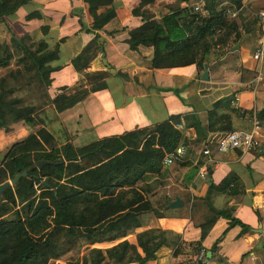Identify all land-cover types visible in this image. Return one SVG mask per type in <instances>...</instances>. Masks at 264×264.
Masks as SVG:
<instances>
[{
	"label": "trees",
	"instance_id": "obj_1",
	"mask_svg": "<svg viewBox=\"0 0 264 264\" xmlns=\"http://www.w3.org/2000/svg\"><path fill=\"white\" fill-rule=\"evenodd\" d=\"M82 1L92 19L90 29L85 30L87 33L100 30L114 17L112 8H107L112 0ZM241 1L227 0L224 6H220V0H203L197 12L190 5L179 7L178 2L187 3L188 0H176L177 3L169 6L167 13L158 19H153L144 9V4H139L130 13L141 24L129 31L125 44L130 51H136L137 46L151 47L152 69L193 65L198 71H203V64L212 50L229 48V43L239 38V14L230 18L227 10L233 13L240 8ZM26 2L0 0V24L2 17L13 15ZM98 8L107 9L98 14ZM5 31L9 33L6 28ZM9 37L8 45L0 43V68H6L15 59L21 71L10 74L12 79L21 77V72L28 73L29 79L47 91L49 75L53 71L47 64L55 59L57 46L47 50L43 42L28 45L25 38ZM101 52L94 37L70 64L76 73H83L88 63ZM114 76L120 80L126 78L118 72ZM83 78L87 88L80 86L68 94L65 88L54 91L47 104L55 113L69 109L90 93L106 88V72L84 73ZM173 92L177 94L175 90ZM12 93L5 90L1 78L0 131H8L9 126L15 123L28 127L41 124L35 107L22 106L19 99L9 98ZM228 108V99L214 102L205 114V125L195 113L170 116L166 122L98 139L80 147H74L72 139L66 135L60 144L40 125L26 138L11 145L0 162V184L26 171L25 177L19 178L1 195L0 264H52L68 253L80 256L74 264H144L153 260L164 243L160 236L139 233L135 245L124 240L144 226L145 217L161 218L164 215L159 211H168L169 201L161 202L155 198L151 181L165 177L169 172L187 169V183L190 182L205 158L192 164L187 156L198 151L201 155L208 134L232 131L221 113ZM236 113L239 117H247L249 127L253 112ZM254 118L264 130V108L255 112ZM177 148L183 149L180 157L175 156ZM213 151L214 147L210 149L211 153ZM168 155L174 157L165 166L163 160ZM40 161L47 165L38 169L36 164ZM210 174V167H207L205 194L193 198L190 207L191 210L193 202H199L206 211L202 220L195 222L200 230V239L187 244L179 242L173 255L178 254L183 245L197 255L202 250L201 241L217 219L227 222L221 236L232 227L240 229L238 236L251 232L249 226L233 217L235 205L244 196L240 178L230 171L215 185L209 180ZM214 195L225 197L232 205L215 209L211 203ZM7 215L11 218L7 219ZM219 241L215 240L208 249L210 257L207 260L211 263L223 264L216 255ZM101 244L111 246L93 247Z\"/></svg>",
	"mask_w": 264,
	"mask_h": 264
},
{
	"label": "crops",
	"instance_id": "obj_2",
	"mask_svg": "<svg viewBox=\"0 0 264 264\" xmlns=\"http://www.w3.org/2000/svg\"><path fill=\"white\" fill-rule=\"evenodd\" d=\"M26 1L13 15L1 18V31L6 28L9 33L5 31L6 38L0 43L8 45L11 35L14 39L25 38L28 45L43 42L47 50L57 46L55 59L47 64L53 69L49 75V99L60 88H65L67 94L80 86L87 88L84 73L106 72L104 90L90 93L73 107L56 113L62 125V134L66 133L72 139L74 147L148 128L166 122L170 116L195 113L201 124L205 125L207 110L214 102L222 99L229 101V108L221 111L223 120L231 125L232 130H248L247 117H239L236 112L252 111L254 118V113L264 108V39L260 41L261 32L256 20L249 22L246 17V13L249 14V4L255 0H242L240 8L232 13V16L239 14V38L232 40L229 48L212 50L207 56L206 69L203 68V71H198L193 65L152 69L151 47L137 46L136 51H130L125 44L129 31L141 24L138 18L131 15L132 9L144 4V9L153 19H158L167 13L169 6L177 3L176 0H112L107 8H112L114 17L100 30L90 33L85 30L90 29L92 19L82 0ZM222 2L226 4L227 0ZM178 4L180 8L191 4L200 6L202 1L188 0L187 3ZM262 4L264 7V0ZM107 8H98L96 13H103ZM28 16L31 17L27 18ZM94 37L102 52L88 63L83 73H76L70 61ZM2 38L0 35V39ZM256 48H259L260 53L257 59H253ZM102 55L108 68L101 64ZM14 70L21 71V67L15 66ZM204 71L206 81L200 79ZM117 72L126 78H116L114 75ZM173 90L177 92V96ZM246 126L247 129L242 128ZM261 130L264 134V130ZM27 131L28 127L21 123L9 126L6 132L0 131V162L11 145L29 135ZM190 133L192 134L191 131ZM215 134L218 133L207 136ZM86 138L90 141L76 144L80 140L85 142ZM202 158L199 153L187 156L192 164ZM210 170L209 180L215 185L230 171L242 181L244 196L235 205L233 217L249 226L251 232L238 236L240 229L232 227L221 236L227 222L217 219L200 243L205 256L215 240L219 239L216 255L223 264H264V145L259 153H215L212 155ZM188 177L189 170L186 169L169 172L158 179L162 183L159 188L165 192L160 201L168 200L170 203L177 198L181 207L166 208L167 212L159 211L164 215L161 218L145 217L144 226L124 238L132 245H135V238L139 233L163 239L164 243L154 254V259L144 264H198L195 263V254L191 248L185 245L181 246L178 254L173 255L179 242L187 244L199 241L200 230L195 222H200L206 212L199 202H193L191 210L190 207L193 198L204 196L207 177L200 180L196 172L187 183ZM211 203L215 209L232 205L228 199L219 195H214ZM109 246L111 244L93 247L102 249ZM137 251L140 253L139 249Z\"/></svg>",
	"mask_w": 264,
	"mask_h": 264
},
{
	"label": "rangeland",
	"instance_id": "obj_3",
	"mask_svg": "<svg viewBox=\"0 0 264 264\" xmlns=\"http://www.w3.org/2000/svg\"><path fill=\"white\" fill-rule=\"evenodd\" d=\"M203 2V0H201ZM220 6L225 5L222 0H220ZM192 3V2H191ZM192 5V6H191ZM191 7H197L191 4ZM249 9V14L246 13V17L248 18L249 22H254L255 14L258 12L260 8L263 7L262 0H255L252 2ZM199 6V5H198ZM230 14V18H232V12L231 10H227ZM198 12V11H197ZM2 27L0 26V35L3 36L0 41H4L6 38V32L2 30ZM15 59H12L8 65L7 68L0 69V79L2 78L4 80V88L5 90H11L13 93L9 98H17L19 99L22 106H34L36 109V115L41 119V124L35 126V127H28V134L33 133L40 125L43 126L48 132H50L61 144L64 139V135L66 133L62 134V125L60 122V119H58L56 113L54 112L51 105L47 104V101L49 98L47 97L48 93L45 91L44 88L41 86H38V84L35 82V80L29 79V74H24L21 72L22 76L17 77L15 80L12 79L10 74H14L15 70L14 67L16 66ZM14 70V71H13ZM86 84V83H85ZM88 87V86H87ZM78 88V87H77ZM77 88L73 89L77 90ZM177 96V94H175ZM181 100V98H179ZM41 111V112H40ZM22 124V123H21ZM25 126L24 124H22ZM244 129H247L246 127H242ZM6 132V131H5ZM90 132V131H89ZM67 136V135H66ZM68 137V136H67ZM87 140L85 142H82L81 140L79 142H76L77 145L80 143L84 144L89 142L90 140L86 138ZM81 144V145H82ZM199 152V151H198ZM197 152V154H198ZM194 156V155H192ZM196 156V155H195ZM194 156V157H195ZM173 172V171H172ZM177 172V171H175ZM175 176V175H174ZM153 181V182H152ZM151 183L153 184V190L155 192V198L159 199L161 196H164V190L159 188L161 186V182H159L158 179H153ZM7 219L11 218V215L6 216ZM80 256H76L73 253H68L64 255L59 260L53 261L52 264H68V261L70 264H74L75 261H78Z\"/></svg>",
	"mask_w": 264,
	"mask_h": 264
},
{
	"label": "built area",
	"instance_id": "obj_4",
	"mask_svg": "<svg viewBox=\"0 0 264 264\" xmlns=\"http://www.w3.org/2000/svg\"><path fill=\"white\" fill-rule=\"evenodd\" d=\"M201 4L198 7H194V11H198L201 8ZM256 25L261 32L260 41L264 39V7L260 9L256 14ZM260 50L256 48L253 59H257L259 56ZM250 126L248 130H232L228 132L218 133L214 136H207L202 150L201 156L205 158L203 165L197 170V177L200 180L206 179V168L210 167L212 155L218 152H259L263 147L264 143V134L260 128L259 123L252 118L250 121ZM214 147V151L211 153L210 149ZM183 155V149L177 148L175 150V156L180 157ZM174 156L168 155L164 158L163 164L168 166L171 163V159ZM205 253L200 250L197 255H195V263L200 264H221V263H211L207 260Z\"/></svg>",
	"mask_w": 264,
	"mask_h": 264
},
{
	"label": "water",
	"instance_id": "obj_5",
	"mask_svg": "<svg viewBox=\"0 0 264 264\" xmlns=\"http://www.w3.org/2000/svg\"><path fill=\"white\" fill-rule=\"evenodd\" d=\"M101 64L102 66H104L105 68H108V64L106 63L105 59L103 58V55L101 56ZM203 68L206 69V64H203ZM111 73H113V71L111 70L110 71ZM200 79L203 80V81H206L207 80V75H206V72L204 71L201 76H200ZM44 165H47L46 162H43V161H40L36 164V167L39 169L41 168L42 166ZM26 175V171H23L21 172L20 174H17L15 175L14 177H12L9 181L5 182V183H2L0 184V204H1V195L3 194V192L8 188V187H12L14 186L18 179L19 178H22V177H25ZM181 202L177 199V198H174V200L172 202H170L166 208L167 209H177L179 207H181ZM259 231V230H258ZM210 257V254L207 253L206 254V258H209Z\"/></svg>",
	"mask_w": 264,
	"mask_h": 264
}]
</instances>
